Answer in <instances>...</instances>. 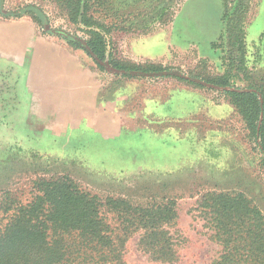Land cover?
Here are the masks:
<instances>
[{
  "label": "rangeland",
  "instance_id": "obj_1",
  "mask_svg": "<svg viewBox=\"0 0 264 264\" xmlns=\"http://www.w3.org/2000/svg\"><path fill=\"white\" fill-rule=\"evenodd\" d=\"M127 4L131 15L125 25L108 35L115 58L201 77L222 75L226 64L239 60L238 43L232 44L228 28L242 11L248 77L237 86L264 93V0ZM146 6H159L165 14L157 21L160 13L149 15ZM23 17L32 19L40 33L69 46L68 36L88 38L85 27L73 24L56 0H0V21ZM156 44L161 49L154 56ZM91 60L100 73L102 101L115 110L118 124L124 121L123 134L105 140L85 128L66 136L33 133L25 125L24 103L0 105V228L9 220L10 213L4 212L12 202L31 200L35 181L66 175L103 203L119 199L149 206L174 200L177 218L166 229L178 253L176 264H214L222 246L203 229L195 211L201 196L209 191L242 193L264 214L263 155L242 117L221 91L197 89L174 78L126 79L98 69ZM6 82L11 84L13 75ZM103 215L113 238L122 237L126 226L132 232L125 241L127 264H165L141 250L137 225L123 223L107 207Z\"/></svg>",
  "mask_w": 264,
  "mask_h": 264
},
{
  "label": "trees",
  "instance_id": "obj_2",
  "mask_svg": "<svg viewBox=\"0 0 264 264\" xmlns=\"http://www.w3.org/2000/svg\"><path fill=\"white\" fill-rule=\"evenodd\" d=\"M56 1L73 24L85 27L88 36L87 40L65 39L72 48L83 50L98 69L104 71L109 66L126 79L174 78L197 89L223 92L257 142L264 166V93L255 87L237 86L240 78L248 77L242 11L236 13L228 28L232 44L238 43L239 60L234 58L226 64L222 75L201 77L114 57L108 35L125 25L130 14L126 13L128 0ZM146 8L149 15L160 13L154 18L157 21L165 14L159 6ZM112 16L114 22L106 21ZM176 206L174 200L149 206H134L119 199L103 203L69 176L39 179L33 185L31 200L26 204L12 202L5 209L10 215L0 228V264H127L125 241L132 232L126 226L122 237L113 238L104 207L116 212L123 223L142 230L140 248L153 261L176 264L178 253L166 229L177 218ZM195 211L204 222L203 229L222 246V255L214 264H264V214L244 194L209 191L201 196Z\"/></svg>",
  "mask_w": 264,
  "mask_h": 264
},
{
  "label": "crops",
  "instance_id": "obj_3",
  "mask_svg": "<svg viewBox=\"0 0 264 264\" xmlns=\"http://www.w3.org/2000/svg\"><path fill=\"white\" fill-rule=\"evenodd\" d=\"M88 59L83 50L40 33L28 17L0 21V105L24 103L33 133L66 136L85 128L105 140L120 137L124 121L118 124L115 110L102 101L100 73Z\"/></svg>",
  "mask_w": 264,
  "mask_h": 264
},
{
  "label": "water",
  "instance_id": "obj_4",
  "mask_svg": "<svg viewBox=\"0 0 264 264\" xmlns=\"http://www.w3.org/2000/svg\"><path fill=\"white\" fill-rule=\"evenodd\" d=\"M106 70H108L111 73L118 74L117 71L114 68H112V67L108 66V67H106Z\"/></svg>",
  "mask_w": 264,
  "mask_h": 264
}]
</instances>
